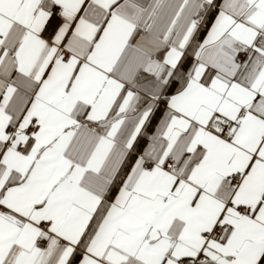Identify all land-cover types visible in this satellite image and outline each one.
<instances>
[{"label": "snow or ice", "instance_id": "1", "mask_svg": "<svg viewBox=\"0 0 264 264\" xmlns=\"http://www.w3.org/2000/svg\"><path fill=\"white\" fill-rule=\"evenodd\" d=\"M0 264H264V0H0Z\"/></svg>", "mask_w": 264, "mask_h": 264}]
</instances>
